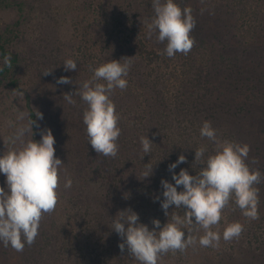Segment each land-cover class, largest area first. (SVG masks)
<instances>
[{"label":"rangeland","instance_id":"1","mask_svg":"<svg viewBox=\"0 0 264 264\" xmlns=\"http://www.w3.org/2000/svg\"><path fill=\"white\" fill-rule=\"evenodd\" d=\"M100 1L102 0H9L11 6L1 10V28L17 21L21 24L18 27L21 29V34L16 38L15 47L21 52L23 61L20 87L4 88L0 95V155L6 154L11 149L22 147L19 141L13 144L11 140L17 129L29 123V102H32L36 111L42 114L40 123L43 130L50 129V112H52L53 119L57 122L55 130L57 132L64 130L66 133L63 132V134L70 136V140L68 137L65 138L77 143L72 146L73 148L66 146L64 156L59 157L63 158V166L60 170L61 180L65 182L70 177L73 181L71 188L66 189L65 194L68 195H70L68 190L72 188L74 193L78 192L79 187L76 181L80 183V177L95 178L98 174V169L87 170L88 173H85L84 166L78 164L80 155L75 153L74 148H77V145L79 148L82 147V153L86 157L87 154H93L96 158L103 157L95 151L90 153L87 149L91 146L86 125L83 123V113L88 106L76 94L80 91L82 83L93 76L90 65L86 64L79 47L87 43L94 46L92 39L96 40L95 36L101 32L102 27L97 23L102 22L104 16L96 15L97 4ZM194 1H196L194 16L205 25L212 40L214 36L221 34V39L213 46L215 55L211 63L214 62L215 70L210 72L209 68L205 67L204 60L200 59L197 63L188 59V55H176L168 64L156 65L157 71L153 74L150 83L156 89L154 92L156 96L162 99L161 109L156 113L157 116L162 117L158 123L160 129L143 121L144 115L141 109L145 104V95L141 89L136 90L133 87L129 91L125 90L127 92L123 94L126 96H122V109L119 105L116 106L118 96L114 92L110 96L116 106L119 128L123 135L120 148L127 146L129 149L130 145L141 144L140 138L144 136L153 137V141L161 145L156 150L163 149V151H160L161 153L151 151L149 160L157 164L159 170H153L157 175L155 186H158L162 192L163 187L160 181L166 180L165 173L168 172L166 165L169 166L177 161L181 154H187L186 151L190 152V147L191 152L195 154V149L206 146L205 159L214 153V144L200 136V128L205 120L211 121L221 141L238 143L237 126L242 124L244 128L246 127L245 130L249 129L247 140L254 143L259 140L258 144L261 147L251 149V157L255 158V162L248 159L247 163L250 168L259 169L264 175V142H262L264 139V0H210L206 4L204 2L206 0ZM150 2L105 0L111 12H125V15L139 20L141 27L136 26L140 32L143 31L142 33H148L147 25L155 15L153 2ZM21 4H23L22 7ZM186 6L192 8L190 0H184V5L181 7L183 9ZM109 24L105 22L104 27L114 30L112 24L110 22ZM151 38L157 41L155 32ZM108 44H112L114 48H120L116 38L110 40ZM94 47L95 50H99V46ZM113 57L114 54H112ZM241 57L243 59L240 62ZM68 58L77 61L76 70H65L63 63ZM51 69L50 74H43ZM144 69L150 70V67L147 66ZM224 71H226L225 75ZM61 76L69 77L73 83L57 84ZM99 82L104 83V81ZM129 86L131 85L128 83L127 88ZM68 92L73 93L75 105L69 104L64 99V95ZM133 99L134 105H132ZM20 113H24L23 120L18 119ZM185 130L194 134L196 139L184 137L181 132L185 133ZM233 132L236 133L235 136ZM24 140H32V135H26ZM244 143L246 142L242 144ZM254 143H251V146ZM119 154L118 150L115 161ZM143 165L142 162L141 178L147 167L146 163ZM200 170L201 167L197 173ZM5 181V175L0 173V187L7 190ZM260 185L262 186L259 189V201H262L264 179ZM263 207L264 202L258 206L259 219L249 220L236 207L233 197L229 206L223 210L220 223L212 230L218 231L222 237V228L230 219V212L234 211L238 216L236 222L243 224L244 230L249 232L247 229L250 226L254 227L253 233L247 236L248 240L256 243L263 240L264 244V215L261 214ZM184 211L183 208L177 209L172 206L170 212L168 211V217L165 213L160 217L171 221L173 212L183 217ZM152 219L150 217L149 223H152ZM161 219L163 218H159V221ZM188 229L192 236L198 229L203 231L199 234L204 235V230L195 223L189 225ZM38 231L34 244L25 245L23 252H16L10 246L4 247L0 242V264H50V213L44 214ZM184 232L188 234L187 229H184ZM168 253L164 258L167 257L165 259L173 261L172 263L168 261L169 264H188L189 262L188 257L177 258L176 252H171L175 257Z\"/></svg>","mask_w":264,"mask_h":264},{"label":"clouds","instance_id":"2","mask_svg":"<svg viewBox=\"0 0 264 264\" xmlns=\"http://www.w3.org/2000/svg\"><path fill=\"white\" fill-rule=\"evenodd\" d=\"M152 6L155 15L147 25L148 36L155 32L158 42L167 41L164 54L169 58L177 53L188 55L196 44L195 38L190 35L196 26L192 8L186 6L182 9L175 0H153ZM129 58L125 57L123 63L121 60H111L94 69L89 66L93 76L85 80L76 93L88 106L83 113V123L89 144L98 155L104 157L114 158L119 150V115L110 96L116 88L122 91L127 89L126 77L132 63ZM4 65L12 67L9 56L4 57ZM63 65L66 71L77 69V61L72 58L66 59ZM51 71L46 70L43 74H50ZM70 83L73 81L67 76L57 80V84ZM64 99L69 104L76 103L72 92L66 93ZM37 116L42 119L39 111ZM18 119L23 120L24 113H20ZM34 123L32 120L17 129L12 138L13 144L19 141L22 147L0 155V173L5 175L7 185V190L0 187V242L16 252H23L25 245L34 244L42 217L53 212L59 202L63 161L55 155V138L50 129L41 131L39 141L24 140L26 135H34ZM200 136L214 144V153L208 155L207 159L206 146L195 149L194 163L203 165L200 172L190 175L187 169L181 168L176 174L173 170L177 165L186 162V157L181 154L177 161L168 166L175 184L161 180L164 197L161 207L165 215L168 217L169 207L174 206L185 210L183 217L173 212L171 221L162 228L159 219H153L154 227L151 230L139 222L138 214L131 208L118 211L113 219L112 229L122 238L119 244L121 253L127 248V253L140 264H158L163 254L169 251L183 252L196 244L197 237L190 235L188 229L193 223L204 230V235L198 240L201 247L218 248L221 238L224 241L239 239L244 231V225L240 222L227 225L222 237L218 231L212 230L220 223L222 212L233 197L244 217L259 219V188L256 185L261 183L264 175L247 163L250 145L221 141L217 130L208 120L202 123ZM140 142L144 155L151 153L152 140L144 136ZM152 172L153 165H148L142 179ZM72 183V179L67 178L63 188L70 189ZM178 186H182L183 190L178 191ZM184 229H187V236Z\"/></svg>","mask_w":264,"mask_h":264},{"label":"trees","instance_id":"3","mask_svg":"<svg viewBox=\"0 0 264 264\" xmlns=\"http://www.w3.org/2000/svg\"><path fill=\"white\" fill-rule=\"evenodd\" d=\"M147 1L149 3H151L150 1L153 2V0ZM190 1L193 5L192 14L194 16L196 1ZM175 2L180 7L184 5V0H175ZM204 2L206 4L210 0ZM10 6L9 0H0V17L1 10ZM22 6L23 4H21ZM97 6L98 11L96 15L104 16V20L97 23L102 29L99 35L97 34L95 36L96 40L93 41L92 39V43L95 44L94 46H99V50H95V47L91 43L82 44L79 47L82 50V56L85 58L86 64L96 68L111 60H121V63H123L125 57H130L129 59H131L132 63L126 79L131 86L127 88V91L134 87L136 90L141 89L144 92L145 104L141 109L144 115L143 121L148 125L153 124L159 128L158 123L162 117L160 118L156 113L161 109L160 104L162 99L156 96L154 93L156 89L153 88L150 81L152 80L153 74L157 71V64H168V62L173 60L174 56L169 58L164 54L167 41L160 44L149 37L148 33L140 32L137 29L139 20H134L130 15H125V12H111L105 4V0L100 1ZM194 17L196 19V26L190 35L195 38L196 44L188 54V59L197 61V63L200 59L201 61L204 60L205 67H208L210 72H213L215 70L214 62L211 63L212 57L215 55L213 46L216 41L221 39V34H217L218 36H214V40H212L211 35L207 33L205 25L198 17ZM105 22L108 24L110 22L114 30H108V28L104 27ZM19 25L21 24L17 21L3 28L0 26V68L3 69L0 71V95L4 88L20 87L23 56L15 47L16 38L21 34V29L18 28ZM156 35L157 33H155ZM114 38L120 43L118 44L120 48H114L112 44H108ZM110 54L111 58H109ZM112 54H114L113 58ZM176 55L181 56L183 54L177 53ZM5 56L11 58L12 67L4 65ZM242 59L243 57L239 61L241 62ZM147 66L150 67V70L144 69ZM223 74L225 75L226 71ZM127 91H122L119 88L113 91L118 96L116 101L117 99L119 100L116 106L119 105L120 109L123 107L121 104L123 102L122 96H126L123 94ZM31 103H28V118L29 122L32 120L35 121L33 124L34 135L32 139L39 141L43 128L40 123V117L37 116L38 112ZM132 105H134V99ZM52 115L53 113L50 112V130L55 138V155L61 157L62 155L64 156L66 146L71 148L77 143L76 141H68L70 140V136L63 134L65 132L64 130L60 132L55 130V124L57 122L53 119ZM236 129L239 132L238 143L242 144L246 142L251 147L250 152L252 148L255 150L261 147L258 144L259 140H256L255 143L247 140L249 129L245 130L246 127L244 128L242 124L237 126ZM235 132H233L234 136L236 134ZM181 133L186 138L191 137L193 140L196 139V136L189 132V130ZM191 134L192 136H190ZM65 137H68V140ZM122 137L123 135L121 133L117 141L118 145H120ZM149 139L153 142L151 151L153 153H161L160 151H163V149L156 150L161 145H158L156 141L154 142L153 137ZM262 142H264V139ZM251 143H254L253 146H251ZM130 146L129 149L127 146H123V148L119 146L120 154L117 157V161L114 160L115 157L98 156L96 158L93 157V154H87L86 157L82 153V147L79 148L77 145V148H74L75 153L80 155L78 164L84 166L86 169L85 173H88L89 170L93 171L98 169V174L95 178L91 176L88 178L80 177V183L76 181V184H78L77 187H79L78 192L74 193L72 191L74 188H72L68 190L70 195L65 194L67 190L63 188L62 183L64 182L61 180L59 195L63 196H59V202L55 210L50 213V264H140L138 260L127 253V248L121 253L119 244L122 242V238L112 229L113 219L116 214L118 211L131 208L138 214L139 222L146 224L150 230L154 227L153 223H149L150 217L151 219L163 218L160 220L161 228L168 220L160 217L164 214L161 207V201L164 197L161 189L155 186V184L157 185V175L153 171L152 177L150 175L142 179L140 174L142 172L140 170L142 162L144 165L146 163V166L153 165L154 168L156 167L153 170L158 171L156 162L149 160L150 154L144 155L141 144L137 143L136 146ZM87 149L90 153L94 152L92 147H87ZM191 151L192 148L190 147V152L186 151L187 154H183L186 157L187 164L184 162L183 165H177L173 170L176 174H179L180 169L184 168L188 170L190 175H195L199 167L203 166L194 163L195 154ZM250 152L248 159L254 161ZM60 159L62 160L63 158ZM81 165L79 166L80 168L82 167ZM166 166L168 167V165ZM168 172L165 173L166 180L175 184V181L172 179V172L169 170ZM158 175L161 174L158 173ZM261 186L260 184L256 185L259 189ZM177 190L182 191L183 187L178 186ZM262 202H264V199L259 201V205H262ZM171 208L172 206L169 207V212ZM230 213L231 217L226 222L225 227L236 222L238 219L237 212L232 211ZM261 214L264 215V207L262 208ZM225 227L222 228L223 231ZM247 230L249 232L244 230L239 239H233L231 241H224L222 239L219 247L213 248L201 247L199 245V236H202L199 233L203 231L198 229V231L194 232L195 235H193L197 237V243L189 246L183 252L176 251V257H188V264H264L263 240L261 242L259 241V243L250 239L248 240L247 236L253 233L254 227L250 226ZM168 255L174 256L171 252ZM164 256L165 254L161 256L158 264H169L173 262L172 260L165 259L167 257L164 258Z\"/></svg>","mask_w":264,"mask_h":264}]
</instances>
